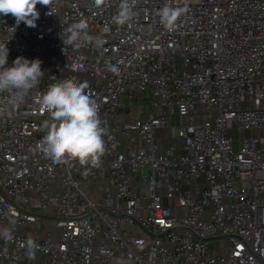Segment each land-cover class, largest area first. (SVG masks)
Returning a JSON list of instances; mask_svg holds the SVG:
<instances>
[{
	"label": "built area",
	"instance_id": "built-area-1",
	"mask_svg": "<svg viewBox=\"0 0 264 264\" xmlns=\"http://www.w3.org/2000/svg\"><path fill=\"white\" fill-rule=\"evenodd\" d=\"M123 2L50 0L36 27L0 15L8 64L45 73L0 115V264H264V0H127L121 24ZM64 78L99 105L98 167L40 149L38 97Z\"/></svg>",
	"mask_w": 264,
	"mask_h": 264
},
{
	"label": "clouds",
	"instance_id": "clouds-1",
	"mask_svg": "<svg viewBox=\"0 0 264 264\" xmlns=\"http://www.w3.org/2000/svg\"><path fill=\"white\" fill-rule=\"evenodd\" d=\"M49 3L50 0H0V15L11 14L16 26L23 22L28 27H36L40 16L37 5L48 6ZM179 14L180 10L167 8L161 13L165 22ZM131 18L132 12L127 0H124L117 20L123 24ZM86 28L87 25L82 22L73 24L68 30L70 35L63 39L64 45L79 46L81 33ZM8 56L7 43H0V115L23 103L45 75L40 59L17 57L9 65ZM87 88V82H78L73 78L58 79L38 97L39 111L48 116L40 125L45 133L40 149L53 162L73 161L85 167H98L107 151L104 140L107 129L102 126L99 105L86 92ZM0 237L11 240V230H0ZM38 250L39 246L28 239L26 256L29 260L36 258Z\"/></svg>",
	"mask_w": 264,
	"mask_h": 264
},
{
	"label": "rangeland",
	"instance_id": "rangeland-1",
	"mask_svg": "<svg viewBox=\"0 0 264 264\" xmlns=\"http://www.w3.org/2000/svg\"><path fill=\"white\" fill-rule=\"evenodd\" d=\"M177 1H179V2H183V1H186V2H197V0H177ZM177 122H178V119L174 118L170 122V125H176ZM167 136H168V131L167 130L161 129L159 131V137H161L163 139V141H167V140H164V139H166ZM84 189L88 193H90L92 195H96L101 190V187H97V186L87 187V186H85ZM225 241H226L225 238L213 239V240L210 241V246L212 248H215V246L218 245L220 242H225Z\"/></svg>",
	"mask_w": 264,
	"mask_h": 264
},
{
	"label": "water",
	"instance_id": "water-1",
	"mask_svg": "<svg viewBox=\"0 0 264 264\" xmlns=\"http://www.w3.org/2000/svg\"><path fill=\"white\" fill-rule=\"evenodd\" d=\"M221 237H226L225 235L221 236Z\"/></svg>",
	"mask_w": 264,
	"mask_h": 264
}]
</instances>
